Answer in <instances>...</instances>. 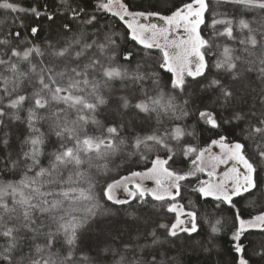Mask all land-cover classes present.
<instances>
[{
	"label": "snow or ice",
	"instance_id": "1",
	"mask_svg": "<svg viewBox=\"0 0 264 264\" xmlns=\"http://www.w3.org/2000/svg\"><path fill=\"white\" fill-rule=\"evenodd\" d=\"M0 10V264H181L170 253L211 251L215 235L193 234L201 220L219 233L222 219L181 203L182 182L204 172L210 179L191 191L233 211L234 256L220 264H264V246L248 251L242 239L264 232V212L245 219L234 203L264 189V19L254 28L245 18L264 13V0H216L211 10L209 0H188L170 15L124 0H95L91 13L78 0L55 11L0 0ZM100 13L122 21L140 47L122 49ZM162 72L171 74L166 84ZM153 117L160 126L144 131ZM193 117L219 138L202 148L186 142L196 128L183 121ZM226 127L240 138L229 142ZM217 146L223 157L213 159L232 163L214 181L205 154ZM177 149L192 157L187 171L169 165ZM153 153L150 168L109 176ZM90 236L98 243L85 252Z\"/></svg>",
	"mask_w": 264,
	"mask_h": 264
},
{
	"label": "trees",
	"instance_id": "2",
	"mask_svg": "<svg viewBox=\"0 0 264 264\" xmlns=\"http://www.w3.org/2000/svg\"><path fill=\"white\" fill-rule=\"evenodd\" d=\"M61 0H23V4L25 7L37 4H47L49 11H55L59 8ZM82 7H85L88 12H92L95 7V0H78ZM188 2V0H166L164 3H158V0H124V3L129 4L130 8L133 10H143V7H147L150 4H156L159 8L165 9V15H170V10H175L176 7L182 6L183 3ZM216 0H209L210 10L213 6H215ZM75 2H73V7H75ZM3 10H0V16H3ZM60 15H67L64 13L63 9H60ZM99 16H102L101 24L103 25L105 22L112 26L113 31L119 34L118 42L121 44L122 49H131L133 47H140L135 44V42L130 41L127 37L128 30L126 29V25L123 24L122 21H119L117 17H113L111 14L100 13ZM156 18V17H155ZM206 14V19H207ZM245 18L249 20L257 21V23L253 24V27H258L259 22L264 19V13H253L251 15H247ZM43 19V18H41ZM159 24H163V21H160L158 18L155 19ZM30 22V21H26ZM48 27L47 22L45 21V28ZM204 26H202L203 33ZM174 37L177 35H184L183 30H178L177 33L173 34ZM153 57L158 58L160 56L159 49H151L149 50ZM151 62V61H150ZM169 73L162 72V83H167L170 78ZM150 87V85H149ZM167 91V89H165ZM103 118V117H102ZM183 123L194 126L196 128V135L185 137V141L193 144L197 147H206L210 144L212 139H218L219 137L214 132H209L203 130V125H196L195 119L189 118ZM163 127H171L172 123L165 117L162 118ZM160 125L157 124L155 117H153L149 122L142 125L144 131L149 130L150 128L158 127ZM191 130V129H190ZM123 134V133H122ZM224 135H227L229 138V142L234 139L240 138V130L237 128L234 131L230 129V127H226ZM162 157H165L164 152L158 153ZM155 153L149 154L148 161L145 162L140 160L138 157H133L132 161L127 164H123L117 170H114L109 174L111 178L119 179L121 176H127L131 171H144L147 168L151 167V160L154 158ZM191 156L185 157L179 153L177 149V156L174 157L175 163L173 161H169V165L174 169H180L187 171L191 168ZM114 167V166H110ZM103 182V181H102ZM109 182L111 180L109 179ZM185 187H182L181 194L183 199L181 203H184L186 207H188V202L191 201L193 205L199 210L198 217H203L205 214L209 216V219L212 223L215 222L216 218L222 219L221 230L217 234L211 233V225L209 222L201 220L200 234H193L194 240H201L207 236H216V247L211 251H204L200 248H196L193 250L192 247L187 248V250H182L180 253L172 252L170 255L178 256L181 264H220L222 260L232 259L234 253L230 251L231 249V233L233 229V211L228 208L226 205H220L223 211H216L213 205L216 203L211 197L202 198L199 193L191 191L192 188L198 186V178L197 177H189L187 181L182 182ZM151 200V197H148ZM135 203V201H133ZM234 203H236L237 208L241 210V215L243 218H252L258 215L261 212H264V189L256 190L254 193L245 194L243 197H235ZM125 239H127V234H125ZM246 245L248 251H252L254 249L258 250L262 246H264V232H261L259 229L250 230L245 234V238H242ZM98 243V239L95 236H90L83 241L82 249L85 252L90 251L94 248V246ZM54 251H60V249H54ZM258 259V258H256ZM255 264V260L253 262Z\"/></svg>",
	"mask_w": 264,
	"mask_h": 264
},
{
	"label": "rangeland",
	"instance_id": "3",
	"mask_svg": "<svg viewBox=\"0 0 264 264\" xmlns=\"http://www.w3.org/2000/svg\"><path fill=\"white\" fill-rule=\"evenodd\" d=\"M155 19L156 18L153 17L151 19V22L152 23H156L157 25H162L161 23L159 24V22H156ZM147 22L148 21H142V23H147ZM180 36H182V35H180ZM214 155L223 157V152L218 146L217 147H213L211 149V153H206L205 154V164L208 165V166H211V164H213V163L216 164V169H215L216 175L214 177H212L211 179L214 180V181H219L220 179H223V173L225 171H227L231 167V163L232 162L229 161L227 163H219L218 161H215L213 159ZM193 177H197L198 178V182L201 181V180H209L210 179L208 177V175H207V172L197 173V175L193 176ZM142 182H143V184H144V186L146 188L151 189V188H155L156 187L154 180L145 179ZM117 195L120 196L121 198H126V193H124L122 189L117 192ZM247 219H251V218H247Z\"/></svg>",
	"mask_w": 264,
	"mask_h": 264
},
{
	"label": "flooded vegetation",
	"instance_id": "4",
	"mask_svg": "<svg viewBox=\"0 0 264 264\" xmlns=\"http://www.w3.org/2000/svg\"><path fill=\"white\" fill-rule=\"evenodd\" d=\"M252 230H256V229H252Z\"/></svg>",
	"mask_w": 264,
	"mask_h": 264
}]
</instances>
